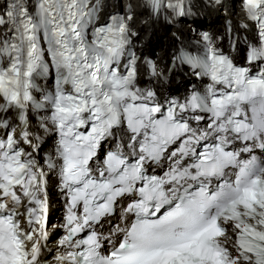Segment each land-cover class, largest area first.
<instances>
[{
    "label": "snow or ice",
    "instance_id": "6c2138e0",
    "mask_svg": "<svg viewBox=\"0 0 264 264\" xmlns=\"http://www.w3.org/2000/svg\"><path fill=\"white\" fill-rule=\"evenodd\" d=\"M197 3L0 0V264H264V0H239L242 63L204 32L171 62L207 86L165 95L138 17Z\"/></svg>",
    "mask_w": 264,
    "mask_h": 264
},
{
    "label": "bare ground",
    "instance_id": "6f19581e",
    "mask_svg": "<svg viewBox=\"0 0 264 264\" xmlns=\"http://www.w3.org/2000/svg\"><path fill=\"white\" fill-rule=\"evenodd\" d=\"M229 3H231V4L233 5V9H232V10H235V9H236V5H235L236 3H235V0H230ZM137 10L140 11V9H137ZM222 12H223V10L220 11L218 15H216L217 12H215V13L212 12V14H211V16H210V19H212V18H214V20L218 19V17L222 14ZM140 17H141V16H139L138 18H140ZM138 23H139V20H138ZM138 23H137V24H138ZM154 28H155V30H156V35H155V36L152 35L151 38H155V37L157 36V34L160 33V29H161V28H159V27H155V26H154ZM163 33L166 34L165 31H163ZM53 238H54V237H53ZM55 238H56V237H55ZM52 241H53V239H52Z\"/></svg>",
    "mask_w": 264,
    "mask_h": 264
}]
</instances>
